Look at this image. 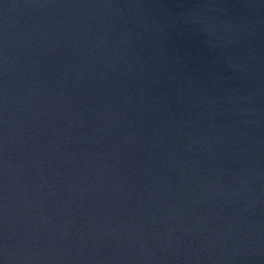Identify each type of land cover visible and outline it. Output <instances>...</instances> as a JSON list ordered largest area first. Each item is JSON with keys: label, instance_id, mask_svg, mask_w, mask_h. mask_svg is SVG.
<instances>
[{"label": "water", "instance_id": "water-1", "mask_svg": "<svg viewBox=\"0 0 264 264\" xmlns=\"http://www.w3.org/2000/svg\"><path fill=\"white\" fill-rule=\"evenodd\" d=\"M0 264H264V0H0Z\"/></svg>", "mask_w": 264, "mask_h": 264}]
</instances>
